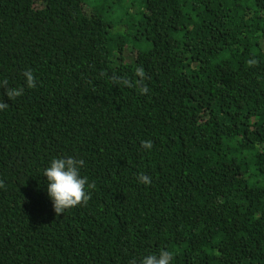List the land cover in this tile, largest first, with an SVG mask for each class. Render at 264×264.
<instances>
[{
  "label": "trees",
  "instance_id": "1",
  "mask_svg": "<svg viewBox=\"0 0 264 264\" xmlns=\"http://www.w3.org/2000/svg\"><path fill=\"white\" fill-rule=\"evenodd\" d=\"M4 79L0 264H264V0H0ZM68 156L96 187L57 216Z\"/></svg>",
  "mask_w": 264,
  "mask_h": 264
},
{
  "label": "clouds",
  "instance_id": "2",
  "mask_svg": "<svg viewBox=\"0 0 264 264\" xmlns=\"http://www.w3.org/2000/svg\"><path fill=\"white\" fill-rule=\"evenodd\" d=\"M248 65L255 66L258 61L250 59ZM136 76L141 79L133 85L126 77H111L114 84L127 85L128 87H137L141 94L148 92L147 86L143 80L146 77L143 67L135 69ZM25 85L27 88H35L37 86L36 77L31 69L24 71ZM0 89L6 91V95L10 100H15L24 94L25 88L9 86L7 79L0 81ZM4 93L2 92V95ZM8 104L0 99V110H5ZM142 147L151 150L153 144L150 140L142 141ZM85 161L77 159L74 156L55 157L51 160L43 176L47 178V193L53 202V208L57 216L65 213L80 205H87L91 200V190L95 189L94 182H89L86 176H81V169L84 167ZM138 180L143 184H151V177L141 172L138 174ZM0 187H4V182L0 180ZM174 255L168 250L161 249L159 254H150L142 257L139 261L135 258L130 260L129 264H172Z\"/></svg>",
  "mask_w": 264,
  "mask_h": 264
},
{
  "label": "rangeland",
  "instance_id": "3",
  "mask_svg": "<svg viewBox=\"0 0 264 264\" xmlns=\"http://www.w3.org/2000/svg\"><path fill=\"white\" fill-rule=\"evenodd\" d=\"M92 0H86V2H91ZM109 4H111V3H109ZM124 4H125V2H124ZM113 10V12L111 13L112 15H113V13H114V15H119L120 16V13L119 12H117L118 11V8H113L112 9ZM117 12V13H115V12Z\"/></svg>",
  "mask_w": 264,
  "mask_h": 264
}]
</instances>
